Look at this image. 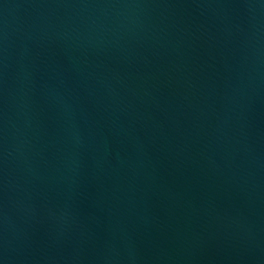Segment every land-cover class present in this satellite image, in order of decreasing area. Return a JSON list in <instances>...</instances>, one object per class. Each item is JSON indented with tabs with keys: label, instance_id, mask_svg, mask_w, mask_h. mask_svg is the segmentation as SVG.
Listing matches in <instances>:
<instances>
[{
	"label": "water",
	"instance_id": "1",
	"mask_svg": "<svg viewBox=\"0 0 264 264\" xmlns=\"http://www.w3.org/2000/svg\"><path fill=\"white\" fill-rule=\"evenodd\" d=\"M0 264H264V0H0Z\"/></svg>",
	"mask_w": 264,
	"mask_h": 264
}]
</instances>
